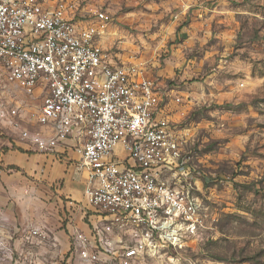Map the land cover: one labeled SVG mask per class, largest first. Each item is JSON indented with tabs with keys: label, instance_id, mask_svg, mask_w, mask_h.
Returning a JSON list of instances; mask_svg holds the SVG:
<instances>
[{
	"label": "built area",
	"instance_id": "built-area-1",
	"mask_svg": "<svg viewBox=\"0 0 264 264\" xmlns=\"http://www.w3.org/2000/svg\"><path fill=\"white\" fill-rule=\"evenodd\" d=\"M91 4L0 0V63L7 80L28 93L45 85L37 119L45 129L24 127L18 105L0 106V119L39 152L75 139L90 171L86 199L102 219L72 234L70 262L148 264L146 257L161 247L199 236L205 213L194 192L186 140L156 115L161 93L142 70L119 62L102 45L112 18ZM22 242L56 239L39 226L23 230Z\"/></svg>",
	"mask_w": 264,
	"mask_h": 264
},
{
	"label": "rangeland",
	"instance_id": "rangeland-1",
	"mask_svg": "<svg viewBox=\"0 0 264 264\" xmlns=\"http://www.w3.org/2000/svg\"><path fill=\"white\" fill-rule=\"evenodd\" d=\"M91 2L112 18L102 45L161 93L156 115L185 138L205 213L199 236L146 261L264 264V0ZM0 101L23 105V126L41 129L42 96L3 76ZM27 247L21 230L0 226V264H74L57 241L34 256Z\"/></svg>",
	"mask_w": 264,
	"mask_h": 264
},
{
	"label": "crops",
	"instance_id": "crops-1",
	"mask_svg": "<svg viewBox=\"0 0 264 264\" xmlns=\"http://www.w3.org/2000/svg\"><path fill=\"white\" fill-rule=\"evenodd\" d=\"M3 76L7 80L0 63V78ZM34 92L42 96L43 102L45 85L38 84ZM14 102L6 106L23 107ZM0 106H3L1 101ZM1 122L0 226L21 230V234L27 228L46 227L60 249L69 250L70 238L75 231L87 232L102 219L99 211L86 199L85 190L91 184L90 171L75 151V139H68L53 152H39L33 143L23 140L11 124L2 122V125ZM44 129L41 126L39 130ZM71 201L75 206L70 204ZM24 245L29 246L26 248L28 254L41 253L35 249L38 244Z\"/></svg>",
	"mask_w": 264,
	"mask_h": 264
}]
</instances>
